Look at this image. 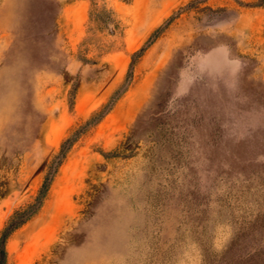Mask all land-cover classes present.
Wrapping results in <instances>:
<instances>
[{
	"label": "rangeland",
	"instance_id": "rangeland-1",
	"mask_svg": "<svg viewBox=\"0 0 264 264\" xmlns=\"http://www.w3.org/2000/svg\"><path fill=\"white\" fill-rule=\"evenodd\" d=\"M121 86L7 264H264V0H0V232Z\"/></svg>",
	"mask_w": 264,
	"mask_h": 264
},
{
	"label": "trees",
	"instance_id": "trees-1",
	"mask_svg": "<svg viewBox=\"0 0 264 264\" xmlns=\"http://www.w3.org/2000/svg\"><path fill=\"white\" fill-rule=\"evenodd\" d=\"M99 15L106 19L105 23H112L114 21V14L110 9L103 8ZM138 56V55H135ZM134 56V57H135ZM131 76V72L127 74V80ZM124 86V85H123ZM122 86L114 93L110 101L98 112L96 113L84 126L75 130L69 137L64 139L60 145L58 153L53 157L48 165L47 173L43 179L41 187L38 191L37 196L34 201L26 206L25 208L14 212V214L7 220L6 224L0 232V264H7L8 262V252H7V241L10 236L22 225L32 219L40 210L44 200L47 197L48 191L54 179V176L65 159L67 153L77 141V139L84 133L89 125H92L99 121L112 107V104L118 98L122 91Z\"/></svg>",
	"mask_w": 264,
	"mask_h": 264
}]
</instances>
